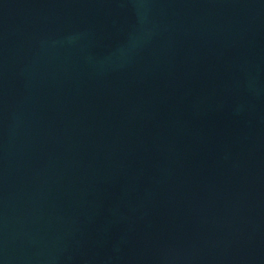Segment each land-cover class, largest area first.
I'll list each match as a JSON object with an SVG mask.
<instances>
[{
    "label": "water",
    "instance_id": "95a60500",
    "mask_svg": "<svg viewBox=\"0 0 264 264\" xmlns=\"http://www.w3.org/2000/svg\"><path fill=\"white\" fill-rule=\"evenodd\" d=\"M0 264H264V0H0Z\"/></svg>",
    "mask_w": 264,
    "mask_h": 264
}]
</instances>
